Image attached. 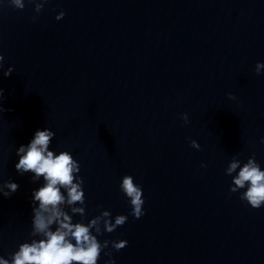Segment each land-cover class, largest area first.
I'll return each instance as SVG.
<instances>
[{"label": "water", "instance_id": "obj_1", "mask_svg": "<svg viewBox=\"0 0 264 264\" xmlns=\"http://www.w3.org/2000/svg\"><path fill=\"white\" fill-rule=\"evenodd\" d=\"M0 54L15 68L0 70V182L19 184L0 194V254L26 238L39 186L15 148L50 127L81 164L89 218L129 213L122 176L143 186L145 215L99 237L128 241L116 264H264V207L225 175L237 153L264 167V0H49L39 14L6 0Z\"/></svg>", "mask_w": 264, "mask_h": 264}, {"label": "clouds", "instance_id": "obj_2", "mask_svg": "<svg viewBox=\"0 0 264 264\" xmlns=\"http://www.w3.org/2000/svg\"><path fill=\"white\" fill-rule=\"evenodd\" d=\"M6 0H0V8ZM15 9L23 10L26 0H7ZM34 4L39 14L49 0H27ZM66 12L61 10L56 20H62ZM37 19L32 17L33 22ZM5 57L0 54V70L9 77L15 71L14 66L5 68ZM255 72H264V62L258 61ZM4 89L0 88V112L5 111L3 101ZM230 100L237 97L228 93ZM185 124L189 122L188 114H181ZM56 132L50 127L37 128L26 144L15 148L18 157L15 169L18 175L28 174L33 183H39L31 193L30 231L14 250L0 254V264H100L102 255L106 257L103 264H116L112 250L120 251L127 246L126 239L101 241L105 232L112 233L123 226L132 216L139 219L145 215V197L143 186L135 182L131 174L122 176L119 191L130 206L128 214L113 217L111 210L103 209L98 215L91 216L87 211L85 181L81 173V164L69 150H57L51 147ZM264 143V137L260 138ZM197 150L200 144L191 141ZM233 155L225 169V175L231 177L230 193H239L242 202L259 209L264 207V167L253 152L246 160ZM202 167H207L203 165ZM19 189V184L11 178L0 182V194L11 197ZM79 219H76V217Z\"/></svg>", "mask_w": 264, "mask_h": 264}]
</instances>
